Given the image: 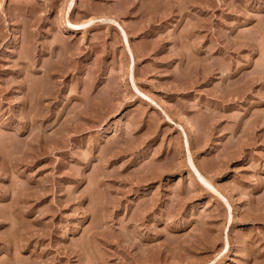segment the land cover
Segmentation results:
<instances>
[{"label": "rangeland", "instance_id": "1", "mask_svg": "<svg viewBox=\"0 0 264 264\" xmlns=\"http://www.w3.org/2000/svg\"><path fill=\"white\" fill-rule=\"evenodd\" d=\"M0 264H264V0H0Z\"/></svg>", "mask_w": 264, "mask_h": 264}]
</instances>
